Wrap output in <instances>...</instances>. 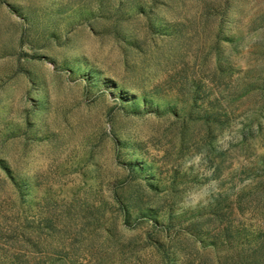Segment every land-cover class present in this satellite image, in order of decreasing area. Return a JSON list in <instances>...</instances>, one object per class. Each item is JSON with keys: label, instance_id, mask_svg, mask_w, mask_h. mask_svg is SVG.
<instances>
[{"label": "rangeland", "instance_id": "rangeland-1", "mask_svg": "<svg viewBox=\"0 0 264 264\" xmlns=\"http://www.w3.org/2000/svg\"><path fill=\"white\" fill-rule=\"evenodd\" d=\"M0 264H264V0H0Z\"/></svg>", "mask_w": 264, "mask_h": 264}]
</instances>
